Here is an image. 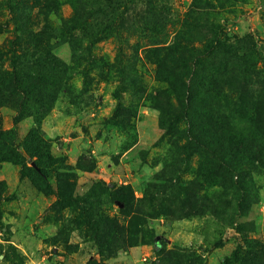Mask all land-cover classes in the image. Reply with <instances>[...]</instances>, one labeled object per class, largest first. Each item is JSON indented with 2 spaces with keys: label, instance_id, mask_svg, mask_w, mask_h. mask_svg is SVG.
I'll use <instances>...</instances> for the list:
<instances>
[{
  "label": "rangeland",
  "instance_id": "374dc122",
  "mask_svg": "<svg viewBox=\"0 0 264 264\" xmlns=\"http://www.w3.org/2000/svg\"><path fill=\"white\" fill-rule=\"evenodd\" d=\"M68 1L40 16L49 52L22 45L13 58L25 9L0 0V127L15 144L0 156V264H226L241 248L242 263H264V0ZM160 50L189 59L168 82L146 58ZM64 172L98 224L56 203ZM113 184L132 187L160 247L121 249L104 227L119 211Z\"/></svg>",
  "mask_w": 264,
  "mask_h": 264
},
{
  "label": "trees",
  "instance_id": "16d2710c",
  "mask_svg": "<svg viewBox=\"0 0 264 264\" xmlns=\"http://www.w3.org/2000/svg\"><path fill=\"white\" fill-rule=\"evenodd\" d=\"M69 3H72L75 8L79 7L78 12H83L85 11V5H86V0H69ZM20 3L22 7L25 9L23 11L24 14L20 15L16 19H14L16 26H17V31L18 32L15 36L14 39H12L9 43V48L6 49L5 54H11L13 58L17 56V50L19 47L22 45H26L28 49H31L32 46L34 45V49H39L41 51H46L49 52L50 50V45H49V40L48 37L50 36L49 34L46 33V28L43 30L40 27V16H42L44 19L47 18V15L51 11V6H50V0H20ZM33 8H38V12L36 15H33L32 9ZM53 8H56L54 6ZM120 16L118 14L117 10L116 11H110L108 14V23L106 30L107 32L111 34H115L116 32H119V27L117 31V25L115 27V23H117V18ZM72 27L75 25H80L81 21L80 20H72ZM16 30V29H15ZM51 37V36H50ZM226 38V37H225ZM47 41V42H46ZM212 49V47H210ZM1 51V49H0ZM4 52H2L3 54ZM173 56L168 57L167 53L164 52L163 50H160L159 53H156L155 60H154V55L147 53L146 58L148 61H151V63L157 65V72L156 75L159 79L162 81H170L174 77H177L175 74V70L178 68L177 66H186L188 65V57H186L184 54L182 55H175L172 52ZM99 58V57H96ZM134 62L139 60L137 56H134ZM176 64V66L171 69L169 66H167L170 62ZM99 62V63H98ZM143 62V61H142ZM194 62L197 64L200 63L199 56L197 55ZM104 67H106V62L103 59V57H100L99 59H96V61L93 63V67L96 68H101V64ZM141 70H143V65ZM110 66H112L110 64ZM4 71V69H1V72ZM114 72H118L119 78L123 79L124 76L126 75V70L122 68H116ZM144 73V72H143ZM140 71H135L133 75L136 77H139ZM3 76V75H2ZM177 81H179L184 88L185 87V82L180 78H177ZM186 96H188L189 101L188 103H185L184 108L186 109H191V101H192V93H188ZM41 139V138H40ZM42 140V139H41ZM0 142L5 143V146L3 149H0V156L11 150V144L15 146L14 143H7V139L5 138V130L0 127ZM1 144V143H0ZM26 149V148H25ZM210 149V148H209ZM23 155V154H22ZM35 155V154H33ZM27 156L28 159L32 161V152L26 150L25 157ZM39 160H37V165L39 167V170L44 176H48L51 170L52 164L50 163L49 166H46V161L45 157L42 155H36ZM4 160V158L0 157V160ZM225 163V160H222ZM226 165V163H225ZM59 176V175H58ZM50 186V184H49ZM76 187L75 180H73V176L70 174H66L64 172L61 174V176L56 179V190L55 193L58 197L57 199V204H59L60 207H70V208H75L77 206L82 207V212L87 217L90 221V225L98 224L99 221L98 219L100 218L98 211L92 210L90 207H93V204L88 205V200L85 198H78L75 196L74 190ZM113 188L109 193L113 195L112 197V203L117 205L119 207V211L115 213L114 215L110 216L105 215L103 218L104 220V227L110 232L111 235L115 238V240L121 241V249H126L128 246H136L141 242L147 241V237H150L155 244H157V247H160V237L156 236L155 234L151 232L144 231V220L142 213L140 212L139 208H136L135 206V201H136V196L135 193L132 189V187L128 184H113L110 186ZM51 189V187H50ZM92 192V191H91ZM112 192V193H111ZM2 195L0 194V199ZM55 203V204H56ZM97 205V204H96ZM53 208H57V205H54ZM102 212V210H101ZM63 231L61 230L62 234ZM96 241L101 248L100 252L105 253L103 249V244L96 238ZM245 252L242 248L241 249H236L233 251L231 257H228L225 260L226 264H254L255 259L252 258V261H245L241 262L242 260V253ZM257 264H264L263 262L260 261Z\"/></svg>",
  "mask_w": 264,
  "mask_h": 264
}]
</instances>
